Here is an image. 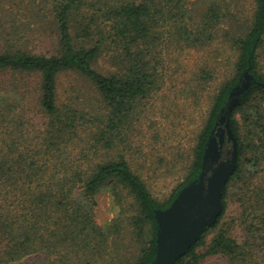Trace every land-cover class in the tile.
<instances>
[{"label":"trees","instance_id":"obj_1","mask_svg":"<svg viewBox=\"0 0 264 264\" xmlns=\"http://www.w3.org/2000/svg\"><path fill=\"white\" fill-rule=\"evenodd\" d=\"M22 2L0 0V75L11 77L0 80V264L37 254L42 264H150L157 250L156 210L169 208L199 177L219 116L245 82L250 88L230 115L239 157L223 190V212L174 264H204L212 256L264 264V188L252 191L264 165V0H255L243 22L234 0H207L200 12L193 0H32L27 21L15 10ZM19 32L42 36L39 41L48 37L51 48L37 51L16 38ZM219 36L234 53L231 75L211 98L183 180L158 199L131 165L128 134L143 102L165 84V46L201 48ZM211 67L185 80L187 90L210 82ZM64 72L87 78L92 100H61ZM32 92L43 119L37 126L26 108ZM106 188L120 203L131 200L129 232L124 207L111 223H98L97 196ZM230 195H240L246 206L243 242L222 222Z\"/></svg>","mask_w":264,"mask_h":264},{"label":"rangeland","instance_id":"obj_2","mask_svg":"<svg viewBox=\"0 0 264 264\" xmlns=\"http://www.w3.org/2000/svg\"><path fill=\"white\" fill-rule=\"evenodd\" d=\"M30 1L32 0H23L19 5L17 3L15 5V10L23 14H19L21 20L29 19L32 7L27 6V3ZM193 1L195 11L200 12L207 6V0ZM234 2L239 4L240 18L243 22L252 13L255 0H234ZM20 35L19 32L16 38L22 42L32 43V48L37 51H48L51 48L46 42L50 40L48 37L39 41L38 39L42 36L33 37L31 33L28 35L23 33V37ZM39 42L42 43L35 47ZM163 54L164 64L160 71L166 73L165 84L157 94L143 102L140 118L134 124L133 133L128 134L131 147L128 158L131 165L141 171L153 195L161 200L169 196L183 180V168L189 162L196 134L208 117L211 98L221 83L231 75L234 60V53L227 45L224 46L220 36L201 48L178 51L175 47L166 45ZM261 62L264 71L263 53ZM208 64H212L213 79L203 86L198 85L187 90L188 86L184 81ZM10 78L5 73L0 75L2 81L9 82ZM26 80L30 79L26 78ZM58 90L61 100H69L71 96L80 97V100L86 97L92 100L90 97L94 94L92 83L77 72L61 73L58 79ZM35 101L36 98L32 92L26 100V108L37 126L43 124V119L39 111L40 107ZM263 168L264 165L259 168L257 177L252 180L255 187L253 192H256V188H264ZM237 187L239 186L235 189ZM97 200L98 223L102 225L111 223L124 207L126 209L124 227L127 232L130 231L128 222L133 214L129 207L130 199L120 203L111 190L106 188L98 194ZM227 201L228 206L222 222L230 224L233 236L243 242L246 231L242 225V213L246 206L240 195H230ZM213 235L214 232L208 235V242ZM131 237L132 234H127L125 237L129 244L132 243ZM43 258L42 255L37 254L11 264H42ZM204 264H230V262L226 257L212 256L206 259Z\"/></svg>","mask_w":264,"mask_h":264},{"label":"water","instance_id":"obj_3","mask_svg":"<svg viewBox=\"0 0 264 264\" xmlns=\"http://www.w3.org/2000/svg\"><path fill=\"white\" fill-rule=\"evenodd\" d=\"M250 77L247 73L246 78ZM249 85L250 82H245L231 93L216 124L221 125L222 133L219 138L212 135L209 139L199 177L181 189L169 208L156 210L157 250L150 264H174L222 214L223 190L237 168L239 157L230 115ZM226 143L230 144L227 154Z\"/></svg>","mask_w":264,"mask_h":264},{"label":"flooded vegetation","instance_id":"obj_4","mask_svg":"<svg viewBox=\"0 0 264 264\" xmlns=\"http://www.w3.org/2000/svg\"><path fill=\"white\" fill-rule=\"evenodd\" d=\"M220 128H222L221 125H218V127L215 128V132L213 133V136H216L217 138H219L218 135L222 133V129ZM229 149H230V144L226 143V145L224 146V151L226 152V154Z\"/></svg>","mask_w":264,"mask_h":264}]
</instances>
